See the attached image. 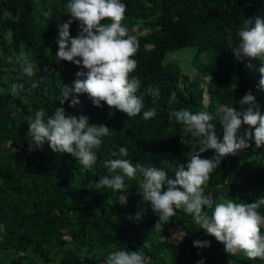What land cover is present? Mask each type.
<instances>
[{"label": "trees", "instance_id": "trees-1", "mask_svg": "<svg viewBox=\"0 0 264 264\" xmlns=\"http://www.w3.org/2000/svg\"><path fill=\"white\" fill-rule=\"evenodd\" d=\"M122 2L126 4L123 26L129 34L133 36L135 27L147 30L135 37L139 46L133 58L138 66L131 74L142 82L137 95L143 96L144 110L157 109L155 119L147 121L142 113L128 118L104 102L97 107L87 94L78 96L81 103L76 107L70 106L71 97L59 103L62 84L71 86L80 70L67 61L54 63L57 24L70 18L65 13L68 0H0V264H106L108 253L121 247L142 253L145 264H198L202 259L204 264H264L242 252L228 255L224 244L207 235L183 210H177L162 231H155L158 217L138 191L139 175L125 177L124 193L92 188L102 177L112 175L104 162L117 158L163 168L174 178L173 168L186 164L198 146L190 136L185 137L188 143H181L182 126L169 121L173 109L204 110L218 116L223 107L239 110V99L251 90L264 113V88L259 87L257 71L260 61H253L249 69L235 58L226 40V29H232L235 39L245 18L264 19V0ZM49 8L52 17L46 20L43 12ZM5 9L19 20H5ZM78 26L74 21L70 27L73 37ZM188 47L208 57L200 71L208 79L203 87L185 76L176 61H165L168 54ZM22 60H35L40 71L31 78L23 75ZM13 83L24 85L18 96L11 95ZM150 86L160 89L156 104L145 94ZM172 92L178 102L170 105ZM58 107L69 116H87L89 124L110 129L91 168H84L69 154L53 152L47 143L29 151V120L40 108L53 115ZM216 131L222 139L219 125ZM120 147L128 149L127 157L119 156ZM200 155L211 158L214 151ZM205 193L217 202L246 203L264 197V147L257 149L253 143L224 158L211 174ZM121 195L127 197L125 205L119 203ZM258 211L264 216V205ZM195 240L210 241V246L197 248Z\"/></svg>", "mask_w": 264, "mask_h": 264}, {"label": "clouds", "instance_id": "clouds-1", "mask_svg": "<svg viewBox=\"0 0 264 264\" xmlns=\"http://www.w3.org/2000/svg\"><path fill=\"white\" fill-rule=\"evenodd\" d=\"M65 13L70 18L57 24L55 42L58 50L54 63L58 65L67 61L80 70L75 73L71 86L62 84L59 103L63 105L71 97L70 106L76 107L81 103L78 96L87 94L97 107L104 102L128 118L142 113L145 121L155 119L156 107L144 110L143 96L137 95L142 82L131 75L138 66L133 57L139 45L123 26L126 4L122 0H68ZM43 16L46 20L51 19L52 9L44 11ZM3 18L12 22L19 20L18 15L14 17L7 9ZM74 21L79 22L75 37L70 33ZM226 32L228 47L238 61L244 62L249 69H253V61H260L257 70L261 77L259 87L264 88V19L259 16L245 18L235 39L232 29H226ZM20 63L23 75L29 78L40 71L35 60ZM48 70L47 66L43 68L45 72ZM36 86L37 83H33V87ZM23 88L22 83H13L11 95L18 96ZM145 94L152 98L153 104L161 96L160 89L151 86ZM177 102L176 94L172 92L168 103ZM238 104L239 110L227 106L218 116L204 110L193 113L187 109H173L169 112V121L174 120L182 126L181 143H188L185 137L190 136L198 146L186 164L180 163L173 168L174 178L169 177L163 168L144 167L129 159L117 158L104 162L112 175L102 177L92 188L124 193L127 191L125 177L136 179L139 175L138 191L158 217L155 231H162L177 210H183L207 235L223 243L228 255L242 252L250 260H264V235L261 234L264 216L258 211L264 205V197L246 203L232 199L217 202L211 194L205 193L211 174L224 158L237 155L240 150L252 147L253 143L257 149L264 147V113L256 96L248 90ZM113 114L109 113L110 116ZM28 125L29 151L42 149L47 143L53 152L69 154L84 168L96 164V150L101 146L102 138L110 135L107 126L89 124L87 116H69L63 107L56 108L53 115L40 108ZM217 125L221 128L222 139L217 134ZM208 150H213L214 155L201 158L200 154ZM127 155L128 149L120 147L119 156ZM118 200L121 205L127 203L124 195ZM193 244L205 248L210 246V241L195 240ZM106 264H145V261L139 251L121 247L108 253ZM198 264H204L203 259Z\"/></svg>", "mask_w": 264, "mask_h": 264}, {"label": "rangeland", "instance_id": "rangeland-1", "mask_svg": "<svg viewBox=\"0 0 264 264\" xmlns=\"http://www.w3.org/2000/svg\"><path fill=\"white\" fill-rule=\"evenodd\" d=\"M137 27H135L134 29V37L139 36L140 34H143L144 32H146V29H136ZM207 55L204 53H198L196 51V48L193 47H188V48H184L181 49L179 51H176L174 53L168 54L165 57V61H176L179 66L181 67V71L182 73L189 77L190 79H197L200 83V85L203 87L206 82H207V78H204L201 76L200 71L201 68L203 66V64L206 62L207 60ZM205 98L207 97V93L205 92L204 94ZM207 99H205L204 103L206 104ZM224 108V107H223ZM223 108H221L219 111L220 113L222 112ZM264 227V226H262ZM177 233H175V237ZM66 239H68L66 237ZM228 264H231V262H229Z\"/></svg>", "mask_w": 264, "mask_h": 264}]
</instances>
